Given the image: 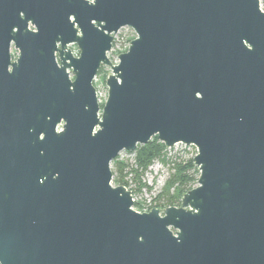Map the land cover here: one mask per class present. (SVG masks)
<instances>
[{"label":"water","instance_id":"95a60500","mask_svg":"<svg viewBox=\"0 0 264 264\" xmlns=\"http://www.w3.org/2000/svg\"><path fill=\"white\" fill-rule=\"evenodd\" d=\"M153 137L197 186L138 212L110 164ZM0 264H264L260 0H0Z\"/></svg>","mask_w":264,"mask_h":264},{"label":"rangeland","instance_id":"374dc122","mask_svg":"<svg viewBox=\"0 0 264 264\" xmlns=\"http://www.w3.org/2000/svg\"><path fill=\"white\" fill-rule=\"evenodd\" d=\"M260 8L264 12V0H260ZM132 37H135V34L129 28H123L118 31L115 38L116 49H124L129 44L128 40ZM108 55L111 58L109 59L111 63L117 62V56H115L113 53ZM103 73L106 74L107 78V76L111 74V71L108 67H104L102 70V74ZM93 85L96 87V91L101 95V97H104L105 93L107 94V88L103 82L101 83L99 78H96ZM103 100L104 98H101V102H103ZM163 154V160L165 163H162L160 160H155L152 165L141 174V189L139 188L138 182L136 181L133 172L137 168L135 163V151H122L117 156L118 161L124 164L123 175L125 176L124 181L127 184L126 187L131 192L134 203H140L143 209L153 208L156 205L159 206L158 209L160 211L165 209V207L162 206V202L158 201L157 196L171 173L170 169L172 168V165L174 163L179 164L181 162H185L191 158L193 159L194 155L196 154V149L193 146H176L175 148L172 147L171 149L165 148ZM110 167L112 170L111 164ZM116 175L117 173L114 172L112 177V185H115L113 178L116 177ZM196 186L197 184L194 187Z\"/></svg>","mask_w":264,"mask_h":264},{"label":"trees","instance_id":"16d2710c","mask_svg":"<svg viewBox=\"0 0 264 264\" xmlns=\"http://www.w3.org/2000/svg\"><path fill=\"white\" fill-rule=\"evenodd\" d=\"M135 37L130 38L128 41H131ZM99 78L101 82H105L106 74L102 71L99 73ZM165 146L158 142L156 137H153L148 143L142 146H137L135 149V163L136 169L134 172V177L138 182L139 188L141 189V181L140 176L143 172H145L155 160H160L162 163L164 162V154ZM112 177L114 172L117 173L116 177H114V183L116 186L126 187L127 184L124 181V164L118 161V157L115 158L112 162ZM171 173L168 179L165 181L160 193L157 198L158 201L162 202V206L167 207H178L180 206V201L186 192L194 188L198 179V171L192 162V158L188 159L185 162H181L179 164L174 163L172 168L170 169ZM138 188V189H139ZM134 210L141 212L142 206L140 203H134ZM153 208H159V206H154ZM149 208L148 210H151Z\"/></svg>","mask_w":264,"mask_h":264},{"label":"flooded vegetation","instance_id":"af4514ba","mask_svg":"<svg viewBox=\"0 0 264 264\" xmlns=\"http://www.w3.org/2000/svg\"><path fill=\"white\" fill-rule=\"evenodd\" d=\"M84 1L91 3L93 0H84ZM21 17L23 18L22 14H21ZM69 21L70 22L73 21V15L69 16ZM91 24L94 25L95 21L92 20ZM74 27H76V24H74ZM27 28H28V30L35 31V28L30 24V22L28 23ZM112 47H113V43H112ZM112 47H111V49H112ZM56 48H57V51H55L54 56H55L56 64L59 67L60 61H59L58 50H61V48H62L61 43H56ZM65 51H69L73 58H78L80 56V50L78 47V43L76 41H72V42L67 43L65 45V48H64V52ZM110 52H111V50H110ZM110 52L107 53V56ZM9 53H10L11 62H13L17 57L18 51L14 48V44L12 42H10ZM66 62L68 63V61H66ZM103 68H104V66L99 67V69L97 70L96 76L94 77V81L96 80V78H99V73L103 70ZM65 72L68 74V80L70 82H73L75 79V76L73 74V69L72 68H66ZM99 80H100V78H99ZM94 81H93V83H94ZM103 84H105V82Z\"/></svg>","mask_w":264,"mask_h":264},{"label":"built area","instance_id":"2783aa9c","mask_svg":"<svg viewBox=\"0 0 264 264\" xmlns=\"http://www.w3.org/2000/svg\"><path fill=\"white\" fill-rule=\"evenodd\" d=\"M119 31H120V30H119ZM117 33H118V32H117ZM115 38H116V35L114 36L113 47H112L111 52H110L109 54L113 53L115 56H118V55H119V52H126V51H127L129 44H128L124 49H121V48L116 49V44H115V41H116V40H115ZM128 43H130V41H128ZM97 98H98V102H99L100 104H103V102H104L105 99H106V93H105L104 97H101V95L98 94V92H97ZM101 98H102V99L104 98L103 102H101ZM176 146H183V147H185V145H182V144H176V145L173 146V148H175ZM189 147H192V146H189ZM169 149H171V148H169ZM195 155H196V154H195ZM195 155H194V156H195Z\"/></svg>","mask_w":264,"mask_h":264}]
</instances>
